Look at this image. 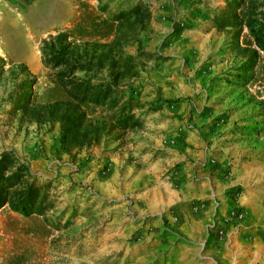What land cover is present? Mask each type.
<instances>
[{
    "label": "rangeland",
    "instance_id": "374dc122",
    "mask_svg": "<svg viewBox=\"0 0 264 264\" xmlns=\"http://www.w3.org/2000/svg\"><path fill=\"white\" fill-rule=\"evenodd\" d=\"M263 31L264 0H0V154L56 201L0 210V264H264ZM59 34L137 59L138 129L59 151L33 116L58 94L42 46Z\"/></svg>",
    "mask_w": 264,
    "mask_h": 264
},
{
    "label": "trees",
    "instance_id": "16d2710c",
    "mask_svg": "<svg viewBox=\"0 0 264 264\" xmlns=\"http://www.w3.org/2000/svg\"><path fill=\"white\" fill-rule=\"evenodd\" d=\"M227 17L220 19L221 26H234L230 21L234 13ZM257 38L264 51V31ZM96 45L98 53L79 56L69 50L66 35L59 34L42 46L44 63L57 70L51 78L58 94L34 107L33 116L59 125V151L64 154L120 141L141 126L144 104L131 86L138 75L137 59L124 56L115 41ZM55 207L50 183L39 181L30 164L13 150L2 152L0 210L8 208L30 218L44 217Z\"/></svg>",
    "mask_w": 264,
    "mask_h": 264
}]
</instances>
